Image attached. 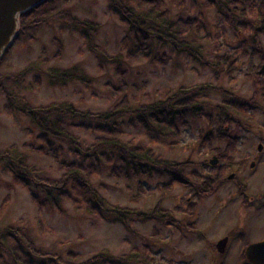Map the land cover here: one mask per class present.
<instances>
[{
	"label": "rangeland",
	"instance_id": "obj_1",
	"mask_svg": "<svg viewBox=\"0 0 264 264\" xmlns=\"http://www.w3.org/2000/svg\"><path fill=\"white\" fill-rule=\"evenodd\" d=\"M258 1L252 0V3ZM106 7L105 0H57L39 9L33 20L36 29L31 25L25 29L31 39L19 35L0 65L3 87L31 107L68 101L76 109L92 113L109 111L123 98L129 106L162 100L167 92L174 93L181 87L209 86L225 90L232 96L223 97L211 91L201 99L206 106L200 117L188 115L181 120L180 135L166 141H176L174 148L160 140L152 144L148 134L134 128L124 129L123 141L149 146L156 155L169 161L188 162L183 174L193 183L197 182L194 177L215 174L218 167L208 165L214 155L210 149L220 150L225 144L212 140L209 146L201 145V139L218 128L219 117L210 106H221L228 100L242 103L255 94L256 105L245 108L246 115L252 119L249 128L233 123L225 125L235 137V150L229 155L235 161H245L243 171L235 182L226 179L231 169L226 170L222 184L199 198L177 185L169 191H160L159 187L168 179L165 176L118 180L102 169L91 181L109 204L147 211L159 203L171 213L172 221L131 220L130 231H127L121 224L76 213L69 204L63 206L62 214L34 206L29 194L0 166V230L20 227L37 248L58 254L61 260H65L67 252L85 260L99 252L119 256L137 251L149 256L151 264H247L239 256L244 248L235 235L236 230L246 233L248 243L264 239L262 212L242 207L243 196L235 189V184L243 182L247 197L264 192V74L249 75L251 68L260 67L263 62L258 54L251 53L254 48L257 53L264 54V32L254 34L257 12L252 4L245 2L233 7L204 8L201 1L164 0L162 9L170 19L197 22L198 28L180 41L194 48L203 61L217 66L214 76L212 69L186 55L173 54L168 45L159 49L151 46L152 55H164L163 63H152L140 56L127 57L126 54L134 50V44L126 39L122 42L127 33L126 25L113 17ZM67 15L93 26L91 44L94 50L83 41L80 28L76 24L69 25ZM58 43L61 50L56 58ZM117 66L125 72L122 77L125 89L115 93L113 90L119 86L115 75ZM71 67H77L89 83L72 82L64 88L48 84L49 76L55 71ZM19 72H24L22 78L4 81L3 78ZM6 103L0 91V153L15 149L27 165L50 178H58L61 174L56 161L78 160L64 144L57 149L56 145L51 146L48 155L35 152L33 148L46 151L39 140V131L22 114L7 117L2 110ZM72 131L78 135L81 148L93 143V134ZM259 143L261 152L256 150ZM250 162H255L252 169ZM141 192L145 195L134 200L133 197ZM193 203L195 206L190 214L188 208ZM224 236L228 237L224 252L217 254L214 245ZM8 263L0 258V264Z\"/></svg>",
	"mask_w": 264,
	"mask_h": 264
},
{
	"label": "trees",
	"instance_id": "obj_2",
	"mask_svg": "<svg viewBox=\"0 0 264 264\" xmlns=\"http://www.w3.org/2000/svg\"><path fill=\"white\" fill-rule=\"evenodd\" d=\"M57 0H47L36 6L34 9L22 14L19 17V33L14 39L18 40L19 35L24 34L29 40L31 37L25 34V29L33 25L34 14L43 6L49 5ZM107 11L117 20L126 25L127 33L122 42L130 40L134 44V50L126 54L127 57L140 56L152 63L165 62L163 54L152 55V45L158 49L162 45H168L173 54H183L196 61L199 65L213 70L214 76L217 73V66L203 61L201 56L188 43L180 39L198 25L194 19L172 20L162 9L164 0H105ZM201 1L204 8H223L225 5L233 7L236 4H252L257 12V24L254 34L264 32V0L253 4L252 0H192ZM195 4H193L194 6ZM69 25L76 24L80 28L79 34L83 41L92 47L93 26L87 21H77L75 18L66 16ZM126 39V40H125ZM149 42L151 44L149 45ZM254 43V42H253ZM61 45L55 57L59 56ZM94 52V51H93ZM9 53V48L0 59V65ZM251 53L258 54L260 62L264 60V54L252 48ZM230 66V65H229ZM259 65L251 68L249 75L259 77ZM124 71L119 66L115 69L118 79V88L115 93L125 89L122 80ZM24 76V72L3 78L7 80H18ZM78 82L88 84L85 75L77 68L71 67L65 70L55 71L48 78L51 87L64 88L67 84ZM109 92L112 88L105 85ZM0 91L4 94L7 103L2 110L7 117L14 113L25 116L29 123L39 131V140L45 147L33 148L35 152L48 155L51 146H67L68 152L76 156L78 160L71 162H57V168L61 172L58 178H50L41 174L33 166L25 163L17 150L7 149L0 153V166L9 173L13 182L25 190L31 203L38 208H49L54 212L64 213L63 206L69 204L73 211L86 214L93 218L104 220L110 223L121 224L123 228L130 231L129 222L148 221H172L171 213L163 209L159 203L147 211H139L133 208L121 207L109 204L100 194L91 181L99 175L102 169L107 170L109 177L118 180H129L131 178H148L151 176H165L167 181L160 191H169L174 185L181 186L192 191L199 198L207 196L224 181L221 176L194 177L197 181L190 182L183 174L188 162L178 163L169 161L156 155L152 148L145 145H135L131 141H123L124 129L134 128L142 134H148L149 142L161 141L170 148L176 147V141L166 142L170 137L176 139L180 135L179 125L186 116L200 117L202 109L206 106L201 99L211 91L217 92L223 97H230L232 94L222 89L209 86H197L179 88L174 93L167 92L162 100L129 106L123 98L112 109L106 112L92 113L81 111L68 101L53 102L46 106L31 107L26 102L18 99L15 94L3 87L0 82ZM113 93V94H115ZM255 94L248 100L239 103L228 100L221 106H210L218 115L216 131L209 132L201 139L205 146H209L212 140L223 142L227 151L219 159L232 164V156L227 155L234 151L235 137L231 136L226 129L227 123H233L237 127L249 128L252 119L246 115V106H254ZM72 130L83 133H91L95 136L93 143L88 147L81 148L80 140ZM58 144V145H57ZM55 150V149H54ZM211 153L217 155L219 150L210 149ZM231 166V167H232ZM216 183V185H214ZM241 193H244V184H239ZM144 193H138L133 197L137 198ZM145 195V194H144ZM191 204L188 212L194 209ZM241 242L246 244L243 235L239 236ZM0 258L8 261V264H151V258L143 252L131 251L119 256H112L106 252H99L91 257L80 260L73 252L65 254V260L55 253H48L40 250L20 227H4L0 230ZM241 259L245 261L243 253Z\"/></svg>",
	"mask_w": 264,
	"mask_h": 264
},
{
	"label": "water",
	"instance_id": "obj_3",
	"mask_svg": "<svg viewBox=\"0 0 264 264\" xmlns=\"http://www.w3.org/2000/svg\"><path fill=\"white\" fill-rule=\"evenodd\" d=\"M47 0H0V59L12 45L19 31V17ZM258 75L264 74V61ZM257 151H262V145H257ZM216 159L209 160L213 166ZM253 167V164L250 166ZM232 175L228 176L230 180ZM227 239L223 238L216 244L219 253H223ZM244 258L249 264H264V241L248 244L244 249Z\"/></svg>",
	"mask_w": 264,
	"mask_h": 264
},
{
	"label": "flooded vegetation",
	"instance_id": "obj_4",
	"mask_svg": "<svg viewBox=\"0 0 264 264\" xmlns=\"http://www.w3.org/2000/svg\"><path fill=\"white\" fill-rule=\"evenodd\" d=\"M229 131V130H228ZM218 149V148H217ZM219 150V149H218ZM235 150V149H234ZM257 150V149H256ZM220 152H219V154H217V155H212L211 156V159L210 160H212L213 158H215L216 159V163L213 165V166H217L218 167V169L216 170V172H215V174H216V176L218 177V176H221L222 174H224V172L226 171V170H230L231 171V173L228 175V176H230V175H232V178L231 179H233L235 182L237 181L236 180V178H237V176L238 175H240L241 173H242V171H243V167H244V165H245V161H240V160H237V161H235L234 159H233V157H232V164H234V166H232V165H229V163L228 162H226V161H222V160H220L219 158L222 156V155H224V153L227 151V146L224 144L223 146H222V148H220V150H219ZM258 152V151H257ZM227 155H229V153L227 154ZM232 156V155H231ZM251 164H253V167H254V165H255V162H250L249 163V167L251 166ZM208 165H209V160H208ZM209 166H211V165H209ZM232 166V167H231ZM252 167V168H253ZM251 168V167H250ZM251 168V169H252ZM227 176V177H228ZM227 177H226V179H227ZM230 179V180H231ZM228 180V179H227ZM239 184H244V193H241V191H240V189H239ZM235 189H236V191H237V193L238 194H240V195H242L243 196V198L241 199V202H240V205L242 206V207H245V208H253V210L254 211H261L262 212V215H263V220H264V192L263 193H261V194H258L257 196H255V197H247L246 195H245V191H246V185H245V183H243V182H238L237 183V185L235 184ZM264 191V190H263ZM256 201V202H255ZM255 218H257V217H255ZM262 220V221H263ZM235 235L238 237V239L240 240V238H239V236L240 235H243V237L246 239V244H244L243 245V243L241 242V240H240V242H241V245L243 246V248L245 249V247L248 245V244H251V243H255V242H260V241H264V239H261V240H257V241H254V242H250V243H248L247 242V235H246V233H244V232H242V230H236V233H235ZM223 238H226L227 240H228V237L227 236H224ZM222 238V239H223ZM227 243V242H226ZM217 244V243H216ZM216 244L214 245L215 246V251H216V253L218 254L219 252L217 251V249H216ZM244 249L242 250V252L240 253V257H241V254L243 253V256H244ZM224 252V251H223Z\"/></svg>",
	"mask_w": 264,
	"mask_h": 264
}]
</instances>
